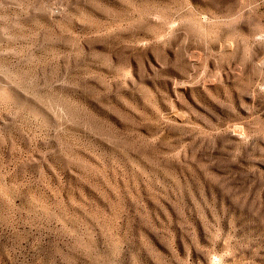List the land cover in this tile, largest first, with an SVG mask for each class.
<instances>
[{"label":"rangeland","instance_id":"374dc122","mask_svg":"<svg viewBox=\"0 0 264 264\" xmlns=\"http://www.w3.org/2000/svg\"><path fill=\"white\" fill-rule=\"evenodd\" d=\"M0 264H264V0H0Z\"/></svg>","mask_w":264,"mask_h":264}]
</instances>
